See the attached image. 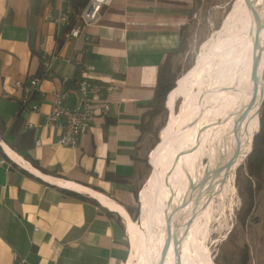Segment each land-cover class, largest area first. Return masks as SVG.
<instances>
[{
  "label": "crops",
  "instance_id": "1",
  "mask_svg": "<svg viewBox=\"0 0 264 264\" xmlns=\"http://www.w3.org/2000/svg\"><path fill=\"white\" fill-rule=\"evenodd\" d=\"M64 2L79 10L87 0H0V264L20 259L29 264L129 263L126 219L85 190L127 213L126 207L136 206L133 190L143 181L141 159L150 137L141 136L142 115L159 63L199 9L190 13L195 0H113L96 24L63 43L56 24L44 15L56 16ZM54 52L60 59L53 74L42 78L40 91L22 108L23 90L15 80L41 76L42 55ZM79 54L95 67L89 78L117 88L107 95L110 112L86 123L79 147L72 149L60 145L61 131L43 126L42 119L50 110L52 86H62L67 77L71 87L78 77V67L69 60ZM73 101L70 95L67 103ZM35 103L40 111L31 110ZM5 147L38 173L10 157Z\"/></svg>",
  "mask_w": 264,
  "mask_h": 264
},
{
  "label": "bare ground",
  "instance_id": "2",
  "mask_svg": "<svg viewBox=\"0 0 264 264\" xmlns=\"http://www.w3.org/2000/svg\"><path fill=\"white\" fill-rule=\"evenodd\" d=\"M177 81L167 99L169 120L150 154L153 170L141 191V224L85 190L126 219L137 264H215L209 242L214 200L228 194L227 181L249 150L264 93V0H236ZM177 99L182 104L175 111Z\"/></svg>",
  "mask_w": 264,
  "mask_h": 264
},
{
  "label": "trees",
  "instance_id": "3",
  "mask_svg": "<svg viewBox=\"0 0 264 264\" xmlns=\"http://www.w3.org/2000/svg\"><path fill=\"white\" fill-rule=\"evenodd\" d=\"M204 2L202 5L201 0H195V6L190 13L192 14L201 6L206 10L210 6L228 2L225 12L215 22V27H220V23L225 13L229 10L231 2L228 0H204ZM197 29L198 25L193 19L183 25L180 29L178 43L168 51L165 59L159 63L154 92L146 105L147 110L143 113L140 123L141 136L146 133L150 134L149 149L154 148L158 143L159 130L165 124L167 115L165 100L168 93L174 88L176 79L193 65V60L189 53L190 42L195 38V34L197 43H201L205 39V31L203 30L198 34L196 32ZM2 130L0 128V133ZM141 161L144 164L145 173L142 183L133 190L136 206L126 207L134 221H137L140 215L138 194L150 170L147 156L142 158ZM33 164L35 165L36 163L34 162ZM236 177L242 203L235 213L233 228L222 245L220 253L214 259L216 264H250L251 262V246L246 240V231L250 224L258 220L257 208L264 205V102L259 118V131L254 135L252 149L246 156L244 164L239 167Z\"/></svg>",
  "mask_w": 264,
  "mask_h": 264
},
{
  "label": "built area",
  "instance_id": "4",
  "mask_svg": "<svg viewBox=\"0 0 264 264\" xmlns=\"http://www.w3.org/2000/svg\"><path fill=\"white\" fill-rule=\"evenodd\" d=\"M113 0H87L79 10L74 9L69 3L64 2L56 16L50 12L44 15L45 19H51L57 28V36L64 42L77 38L86 32L88 26L96 24L102 16L103 9L109 6ZM41 76H33L27 82L15 80L16 87L23 90L21 107L24 108L32 97L40 91V82L44 76L52 75V67L55 61L60 59L59 53L42 55ZM72 61L78 67V77L73 85L67 86L68 78H62V86L53 85L51 88L52 102L50 110L43 115L42 125L48 128H57L61 131L59 144L77 149L79 147L80 134L86 123H89L97 115H107L111 110L107 95L116 90V85L102 84L92 80L87 73L94 71L95 67L83 61L82 56L76 55ZM73 95L72 104L67 103V98ZM32 111H40L38 104L30 106ZM40 141H37L39 143ZM4 160L0 157V164ZM14 264H29L25 259H20Z\"/></svg>",
  "mask_w": 264,
  "mask_h": 264
},
{
  "label": "rangeland",
  "instance_id": "5",
  "mask_svg": "<svg viewBox=\"0 0 264 264\" xmlns=\"http://www.w3.org/2000/svg\"><path fill=\"white\" fill-rule=\"evenodd\" d=\"M228 1H230L231 4L233 3V0H228ZM204 3H205L204 0H201V4L203 5ZM227 4L228 2L219 3L218 5H213V6L208 7L206 10L202 8V6L199 7L197 16L193 20H195L196 24L198 25V29L196 30L198 34H200L203 30L205 31L206 35H205L204 41L213 33L214 30L220 28V27L218 28L215 27V22L225 12ZM227 12L225 13L223 19L225 18ZM220 26H221V23H220ZM196 37L197 36L195 34V38L192 39V41L190 42V50H189L190 57L192 58L193 63L195 61V58L197 56V53L199 51L201 44L204 42L203 41L201 43H197ZM180 102L182 104L181 99H177L175 103V111H177L180 108L181 106ZM167 118H168V110H167V115L165 119V124L167 122ZM165 124L163 125V127L165 126ZM158 141H159V138H158ZM149 147H150L149 145H147L146 147V156L153 149V148L149 149ZM245 158L243 159L241 164L236 168L233 177H231L230 180L227 181V185L229 188L228 194L224 195V197H218L214 200L213 217H212V221L210 225L211 235L209 237L213 261L216 255L220 253L222 245L224 244V242L226 241L228 237V234L232 230L233 224L235 223V213L240 208L241 203H242V197L240 196V193L238 191L239 188H238V182H237L236 175H237V171L239 167L244 164ZM150 174H151V166H150V170L147 176L144 179L143 184L141 185V189L138 194V206L140 210V215L142 214V209H143V199L141 196V190L143 189ZM256 213H257L258 220L249 225L246 231V240L251 246L250 247V253H251L250 264H264V205L258 207L256 210ZM134 222L137 223V221H134ZM137 254H138L137 247L132 246L131 258L128 264H137Z\"/></svg>",
  "mask_w": 264,
  "mask_h": 264
},
{
  "label": "water",
  "instance_id": "6",
  "mask_svg": "<svg viewBox=\"0 0 264 264\" xmlns=\"http://www.w3.org/2000/svg\"><path fill=\"white\" fill-rule=\"evenodd\" d=\"M235 1H236V0H235ZM235 1H233V3L231 4V8H230L229 11L227 12L225 18L222 20L220 28H221L222 25L224 24V21H225L226 17L232 12V10H233V8H234ZM199 49H200V48H199ZM196 59H197V56H196L194 62H196ZM177 79H178V78H177ZM177 79H176V81H175V86L177 85V82H178ZM175 86H174V87H175ZM173 89H174V88H173ZM169 93H170V92H169ZM169 93H168V95H169ZM168 95H167L166 100H165V107H166L167 110H168V107H167V99H168ZM263 102H264V93L262 94V96H261V98H260L259 105H258V110H257V113H256L257 127H256V129H255L254 131L251 132V136H250V137H251V138H250V147H249V150H248V152L246 153L245 157L250 153V151H251V149H252V143H253L254 135L259 131V118H260V113H261V110H262V104H263ZM169 115H170V113H169V110H168V118H167V122H168V120H169ZM167 122H166V124H167ZM166 124H165V125H166ZM160 133H161V130H160L159 133H158L159 141H160ZM156 145H157V144H156ZM156 145H155V146H156ZM153 149H154V148H153ZM151 151H152V150H151ZM150 154H151V152L147 155V161H148L149 165L151 166V172H152L153 167H152V163H151V161H150ZM242 161H243V160H241V162H242ZM241 162H240L239 164H241ZM239 164H237V166H238ZM237 166L235 167L234 171L236 170ZM149 177H150V176H149ZM147 181H148V180H147ZM147 181H146V183H147ZM146 183H145V184H146ZM141 191H142V190H141ZM137 223H138V225L141 224V215H140L139 218L137 219Z\"/></svg>",
  "mask_w": 264,
  "mask_h": 264
}]
</instances>
